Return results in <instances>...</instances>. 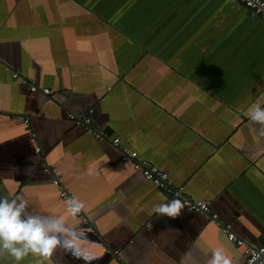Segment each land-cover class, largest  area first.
Instances as JSON below:
<instances>
[{
	"label": "crops",
	"instance_id": "obj_1",
	"mask_svg": "<svg viewBox=\"0 0 264 264\" xmlns=\"http://www.w3.org/2000/svg\"><path fill=\"white\" fill-rule=\"evenodd\" d=\"M257 101L264 20L235 0H0V196L22 195L28 215L63 218L74 249L18 264H209L217 248L240 264L243 247L205 214H153L182 199L120 161L109 138L258 245L264 136L247 115ZM90 109L108 139L67 117ZM60 190L83 203L86 220L69 215ZM0 264L17 262L4 251Z\"/></svg>",
	"mask_w": 264,
	"mask_h": 264
},
{
	"label": "clouds",
	"instance_id": "obj_2",
	"mask_svg": "<svg viewBox=\"0 0 264 264\" xmlns=\"http://www.w3.org/2000/svg\"><path fill=\"white\" fill-rule=\"evenodd\" d=\"M260 101L255 102L247 115L257 127L259 135L264 136V107ZM68 213L76 217L84 205L81 201L70 197L67 200ZM184 204L179 199L153 206L152 213L176 218L180 215ZM26 201L20 194L0 196V253L6 251L15 262L29 253L39 257H49L56 246L74 251L72 240H64V234L70 231L60 217L48 218L26 214ZM40 264V261H37ZM209 264H231L230 259L217 248L213 250Z\"/></svg>",
	"mask_w": 264,
	"mask_h": 264
},
{
	"label": "built area",
	"instance_id": "obj_3",
	"mask_svg": "<svg viewBox=\"0 0 264 264\" xmlns=\"http://www.w3.org/2000/svg\"><path fill=\"white\" fill-rule=\"evenodd\" d=\"M250 10L253 14L260 17L264 20V0H235ZM13 79H18L22 85L27 86L30 92H40L45 98H54V94L50 91L49 88L41 87L36 84V82L27 76H23L17 72H12L11 74ZM88 114H75L73 112H68V119L76 126H80L83 129L87 130L92 134L93 137L99 139H108V136L101 129H98L92 125L90 113ZM28 123V120H24ZM109 141L112 146L118 149L120 161L128 163L135 170H138L143 178L148 182L152 183L156 188L163 191L165 194L172 197H179L182 199L184 207L190 212H199L208 216L215 224L220 228L221 232L224 233L228 240L232 241L237 246H242L244 251V260L240 264H264V238L258 245H253L249 242H246L244 239L236 236L234 232L231 231L229 224H222L218 221L217 215L210 212L209 204L203 200H193L188 196H185L183 193V187L181 185H175L169 179L168 174L158 168L155 164L147 161L146 159L140 158L138 153L126 147L122 144L119 137L109 138ZM36 152H39V148L35 149ZM44 171H49V167L44 164ZM52 183L56 186H59V180L54 177ZM59 196L63 199L68 200L71 196L67 194L64 190L59 191ZM78 216L82 220H86L83 214L80 212ZM114 254L117 251L113 252Z\"/></svg>",
	"mask_w": 264,
	"mask_h": 264
}]
</instances>
